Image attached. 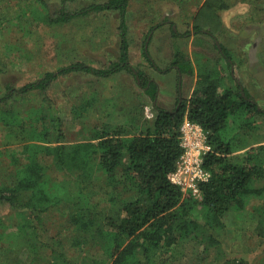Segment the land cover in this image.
I'll use <instances>...</instances> for the list:
<instances>
[{"label": "rangeland", "instance_id": "374dc122", "mask_svg": "<svg viewBox=\"0 0 264 264\" xmlns=\"http://www.w3.org/2000/svg\"><path fill=\"white\" fill-rule=\"evenodd\" d=\"M62 1L0 0V102L8 98L1 107L11 111L0 107V185L14 184L15 172L30 163L31 153L38 152L37 159L45 161L42 150L48 144L40 137L52 133V109L64 121L68 144L82 141L96 127L112 130L122 125L129 134L135 133L145 123L153 124L159 109L172 111L181 100L193 98L209 77L223 91L226 87L237 90L240 83L239 91H247L264 110V0H127L130 63L157 84V92H149L124 71L109 78L72 73L45 92L21 93L48 72L75 63L104 68L121 58L118 10L92 13L66 24L47 22L48 15L59 13ZM109 1L74 0L66 8L81 11ZM209 1L215 5L213 20L197 31V15ZM217 42L232 56L231 64ZM180 63L193 69L182 72ZM259 124L245 138H237L235 161L258 155L264 166L262 117ZM230 126V132L235 130ZM47 138L52 140L53 133ZM53 158H46L47 185L62 198V210L46 216L45 237L61 239L79 264H109L103 244L90 240L85 247L73 246L78 233L72 231L67 194H79V189L72 188ZM95 185L98 193H113L104 177ZM255 186L264 187V181ZM110 198L95 195L90 204L101 202L99 210H105ZM263 207L264 197L252 196L244 207L213 214L217 222L220 217L219 226H202L181 240L174 254L157 253L155 264H264ZM10 215L8 206H0V264H60L52 252L30 254L28 248H21L13 240L15 229L9 225L15 221Z\"/></svg>", "mask_w": 264, "mask_h": 264}, {"label": "trees", "instance_id": "16d2710c", "mask_svg": "<svg viewBox=\"0 0 264 264\" xmlns=\"http://www.w3.org/2000/svg\"><path fill=\"white\" fill-rule=\"evenodd\" d=\"M73 1L63 0L59 13L48 15L47 22L66 24L92 13L118 10L122 19L119 27L120 60L104 68L84 63L60 68L24 86L21 93L45 92L57 79L72 73L109 78L124 71L133 74L149 92H157V84L130 63L128 1L111 0L81 11L67 10L66 5ZM209 2L197 15V31L213 20L215 5ZM205 9H208L207 14ZM221 50L229 60L232 58L224 47ZM229 62L232 63L231 60ZM190 68L191 64H179L182 72ZM221 87L219 82L209 77L190 100H181L172 111L159 109L153 124L147 122L130 134L122 125L112 130L96 127L89 132V136L75 144H68L64 121L58 111L52 109L53 138H47L52 133H43L40 137L48 144L42 150L45 161L37 159L38 152L31 153L30 163L15 172L14 184L0 185V206H8L11 209L10 219L15 221L9 225L15 229L11 231L13 240L18 241L21 248H28L30 254L39 250L48 251L60 264H79L68 255L61 239L45 237L43 221L46 216L62 210V198L47 185L49 163L46 158L49 157H54L53 163L65 178L71 180L72 188L79 189V194H67V206L73 212L72 231L78 233L75 238L77 243L73 246L85 247L90 240L103 244L109 253V264H155L157 253L166 250L174 254L181 240L197 233L202 226H219L220 217L217 222L213 214L228 211L233 206L244 207L252 196L264 197V187L255 186L257 182L264 181V166L260 157L249 156L243 162H237L233 157L237 138H245L244 134L257 129L259 118L264 119V110L247 91L246 94L239 91V87L242 89L240 83L237 90L226 87L223 91ZM7 100L5 97L0 107ZM1 109L11 112L6 107ZM186 120L200 124L212 146L204 162L211 178L201 186L202 199L184 192L170 180L183 153L181 126ZM231 124L235 130L230 132ZM102 177L113 193H98L95 183ZM103 194L111 197L110 206L99 210L102 203L93 205L90 200ZM262 216L263 221L264 210ZM261 227L264 228L262 224Z\"/></svg>", "mask_w": 264, "mask_h": 264}, {"label": "built area", "instance_id": "2783aa9c", "mask_svg": "<svg viewBox=\"0 0 264 264\" xmlns=\"http://www.w3.org/2000/svg\"><path fill=\"white\" fill-rule=\"evenodd\" d=\"M181 146L183 153L176 170L170 175V180L184 192L202 199L201 186L211 178L210 172L204 168V162L212 151L204 128L186 120L181 126Z\"/></svg>", "mask_w": 264, "mask_h": 264}, {"label": "water", "instance_id": "95a60500", "mask_svg": "<svg viewBox=\"0 0 264 264\" xmlns=\"http://www.w3.org/2000/svg\"><path fill=\"white\" fill-rule=\"evenodd\" d=\"M217 44H218V46H219V48L221 49V46H220V44L217 42Z\"/></svg>", "mask_w": 264, "mask_h": 264}, {"label": "flooded vegetation", "instance_id": "af4514ba", "mask_svg": "<svg viewBox=\"0 0 264 264\" xmlns=\"http://www.w3.org/2000/svg\"><path fill=\"white\" fill-rule=\"evenodd\" d=\"M181 84V83H180Z\"/></svg>", "mask_w": 264, "mask_h": 264}]
</instances>
